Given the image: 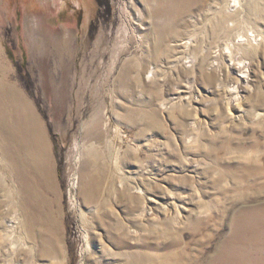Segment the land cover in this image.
<instances>
[{"label": "rangeland", "instance_id": "rangeland-1", "mask_svg": "<svg viewBox=\"0 0 264 264\" xmlns=\"http://www.w3.org/2000/svg\"><path fill=\"white\" fill-rule=\"evenodd\" d=\"M182 3L0 0V91L23 94L52 167L42 180L0 144V264H211L264 204L243 163L264 173V0H195L179 16ZM127 61L130 94L116 83ZM247 254L264 264V249Z\"/></svg>", "mask_w": 264, "mask_h": 264}, {"label": "bare ground", "instance_id": "bare-ground-1", "mask_svg": "<svg viewBox=\"0 0 264 264\" xmlns=\"http://www.w3.org/2000/svg\"><path fill=\"white\" fill-rule=\"evenodd\" d=\"M194 1L195 0H183L179 16ZM230 18L232 17L227 14H220L217 18L219 25H217L216 28H225L226 23ZM159 36L161 39L165 40L167 34L165 32H161ZM105 50L106 49L102 51L96 50L95 55H102ZM135 68V63L127 61L119 71L116 81L117 84L123 83V87L127 92H129V94L134 92L133 72ZM111 72L112 69H110L108 75H110ZM0 94L2 99L5 100L4 107L1 103L2 100H0V112L3 113L0 115V129L7 137V142L0 141L1 147L6 153L3 155H6L7 159H19L23 162L28 161L30 171L34 175L35 172H40L42 180L43 178H50L52 175V167L42 124L31 110H25L24 105L22 104L24 100L22 93H19L13 88L6 87L4 91H0ZM97 95L104 98L101 93ZM126 112L127 113L123 116V118L126 119L129 124L137 122V118L134 116L133 108ZM97 133L99 136H102L101 127H99ZM14 144L20 147L19 152L14 150L16 147L12 146ZM99 156L100 152L96 149H92L87 154V160L90 163V167H96L94 173L96 174L97 172L100 178V171L97 168ZM243 163L248 167L249 174L246 175V180H249V186L263 188L264 190V184L263 186L261 184V179H264V173L262 169L258 168L259 164L254 165L255 163L248 161H244ZM43 183H45V180ZM43 183H41V185L42 187H45ZM96 183L95 185H92L93 183L90 185L89 193L92 194L93 191L96 190V188H94L97 186ZM139 184L140 182L137 181L136 178L129 179L124 184V190L131 191L135 187H138L139 189ZM43 203L42 199L40 204ZM249 248H254L258 252L264 249V204L259 205L254 209L247 207L246 210L238 216V219L236 220L235 232L228 238V244L224 248L217 250L211 264H248L249 259L247 252ZM148 256L149 254H137L131 262L132 264H151L148 262ZM151 257L154 258V256Z\"/></svg>", "mask_w": 264, "mask_h": 264}]
</instances>
